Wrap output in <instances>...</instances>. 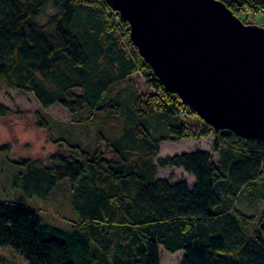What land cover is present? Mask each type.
<instances>
[{
    "label": "trees",
    "instance_id": "obj_1",
    "mask_svg": "<svg viewBox=\"0 0 264 264\" xmlns=\"http://www.w3.org/2000/svg\"><path fill=\"white\" fill-rule=\"evenodd\" d=\"M221 1L240 19L264 13V0ZM47 9L56 13L43 24ZM129 33L104 0H0V91L33 94L43 109L60 105L97 135V148L85 151L55 139L36 113L37 128L62 148L49 164L16 162L24 170L17 184L46 200L69 181L78 218L62 229L0 201V247L28 264H161L160 247L183 251L180 264H264V214L238 208L243 196L251 208L261 199L264 141L206 124L166 91ZM136 76L149 91H139ZM11 113L0 103V118ZM210 136L218 163L203 150L159 158L165 142ZM159 169L195 183L162 179Z\"/></svg>",
    "mask_w": 264,
    "mask_h": 264
},
{
    "label": "water",
    "instance_id": "obj_2",
    "mask_svg": "<svg viewBox=\"0 0 264 264\" xmlns=\"http://www.w3.org/2000/svg\"><path fill=\"white\" fill-rule=\"evenodd\" d=\"M166 91L215 130L264 141V28L221 0H104Z\"/></svg>",
    "mask_w": 264,
    "mask_h": 264
},
{
    "label": "rangeland",
    "instance_id": "obj_3",
    "mask_svg": "<svg viewBox=\"0 0 264 264\" xmlns=\"http://www.w3.org/2000/svg\"><path fill=\"white\" fill-rule=\"evenodd\" d=\"M56 11L47 9L46 15L42 18V23H46L48 18ZM244 19V20H243ZM243 22L248 25H258L264 28V13L245 16ZM137 88L141 92H147L146 82L143 77L136 76ZM0 103L7 106L11 115L0 118V147L9 145L10 151L0 150V201L15 203L26 208L39 212L41 221L62 229H70L72 222L78 217L72 208V196L75 187L69 182H61L46 199L29 198L24 190L17 184L16 178L23 173V168L16 165L21 160H33L49 164V157L61 150L59 145L50 141L45 130L36 126V113L42 112L47 116L52 136L55 139L68 138L71 144L80 145L85 151L90 152L91 148H97V135L90 124H75L72 115L60 105L50 109H43L33 94H23L17 90L0 91ZM114 120L115 117H110ZM117 119V118H116ZM157 121H154L156 123ZM108 132V131H107ZM109 133V132H108ZM215 138L212 136L201 139L197 142L184 140L180 142H165L160 145L159 158L172 157L186 152L203 150L213 154V160L218 163L219 157L214 152L213 144ZM64 148V147H63ZM112 155H110V159ZM160 178L172 177V182L186 181L194 185V179L179 169H159ZM251 201L242 197L239 200L238 208L246 214L260 217L264 214V191L261 199L253 207ZM183 251L176 254L168 253L160 247L161 264H180ZM0 264H28L27 261L11 248L0 247Z\"/></svg>",
    "mask_w": 264,
    "mask_h": 264
}]
</instances>
